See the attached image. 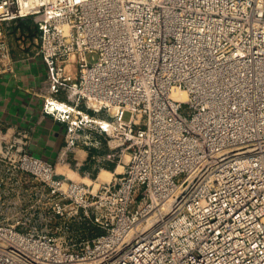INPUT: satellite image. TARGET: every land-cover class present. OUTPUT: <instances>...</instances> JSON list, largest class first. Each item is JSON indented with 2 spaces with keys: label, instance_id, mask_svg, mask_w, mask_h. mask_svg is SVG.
I'll return each mask as SVG.
<instances>
[{
  "label": "built area",
  "instance_id": "obj_1",
  "mask_svg": "<svg viewBox=\"0 0 264 264\" xmlns=\"http://www.w3.org/2000/svg\"><path fill=\"white\" fill-rule=\"evenodd\" d=\"M24 18L66 152L99 135L131 159L97 190L65 185L25 131L0 130V185L37 179L57 214L102 228L67 241L0 220V264H264V0H0V31Z\"/></svg>",
  "mask_w": 264,
  "mask_h": 264
},
{
  "label": "crops",
  "instance_id": "obj_2",
  "mask_svg": "<svg viewBox=\"0 0 264 264\" xmlns=\"http://www.w3.org/2000/svg\"><path fill=\"white\" fill-rule=\"evenodd\" d=\"M10 22L9 55L0 71V130L8 134L25 131L29 136L28 150L52 162L56 175L66 181H99L102 172L111 169L105 168L110 162L105 154V140L96 135L101 144L81 142L66 152V124L44 111L42 91L47 65L39 53L35 23L32 18ZM89 157L90 166L86 163ZM113 172L118 173V166Z\"/></svg>",
  "mask_w": 264,
  "mask_h": 264
},
{
  "label": "rangeland",
  "instance_id": "obj_3",
  "mask_svg": "<svg viewBox=\"0 0 264 264\" xmlns=\"http://www.w3.org/2000/svg\"><path fill=\"white\" fill-rule=\"evenodd\" d=\"M11 34L12 31L9 30V22H7L0 31V71L6 66ZM89 59L91 61L97 60L98 54H90ZM104 142L107 149L105 154L110 161L109 166L105 168L114 170L118 166V173L116 172L111 179L106 180H101L100 176V180L98 179L100 183L114 181L117 177L123 175L127 170V163L131 158L129 150L122 152L121 155L118 153L114 155L117 149L110 146L106 140ZM90 161L89 157L86 162L88 166H90ZM84 180L86 183L94 186L95 181L90 179ZM22 181V188L17 187L15 190L13 187L17 186V183L13 179L9 183H1L0 220L11 223L20 221L18 227L21 229H33L39 232L53 233L67 241L94 238L102 231V228L96 225L90 216L71 215L70 213L57 214L54 208V197L50 194L49 187L45 183L32 177L23 178ZM98 187L99 184L98 186L96 185V189Z\"/></svg>",
  "mask_w": 264,
  "mask_h": 264
},
{
  "label": "bare ground",
  "instance_id": "obj_4",
  "mask_svg": "<svg viewBox=\"0 0 264 264\" xmlns=\"http://www.w3.org/2000/svg\"><path fill=\"white\" fill-rule=\"evenodd\" d=\"M7 58V56H6ZM7 61V60H6ZM75 63H76V57L75 55H72L71 58L69 60L66 61L65 65H66V69H69V68H72L74 69L75 67ZM172 95L173 96H177L178 98H181V99H187L188 98V93L186 90H183V89H180L178 87H174L173 89V92H172ZM56 104L59 106L60 103L59 102H56ZM114 143V142H112ZM77 146V145H76ZM67 149V148H66ZM131 156V155H130ZM131 159V158H130ZM122 166V165H121ZM114 175V172L113 170L111 169H106L102 172V175H101V178L103 180H106V179H111ZM196 176L195 175H192L191 178H188L185 183L183 184V186L181 187V189L179 190V192L177 193V197L175 199V201H179L183 198V196L185 195V193L190 189L191 185L193 184V181H194V178ZM67 182L65 180V185H67ZM99 184V187L101 186L102 183H100L99 181H95L94 182V190H97L96 189V185L98 186ZM167 209L171 208L172 206V203L171 204H166L165 205ZM160 215H151L152 219L147 223V224H142V221H140L137 225H138V232H142V231H145L153 222L156 221V219L159 217Z\"/></svg>",
  "mask_w": 264,
  "mask_h": 264
}]
</instances>
